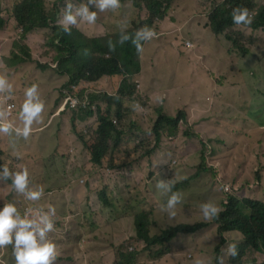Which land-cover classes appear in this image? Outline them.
I'll use <instances>...</instances> for the list:
<instances>
[{
  "label": "rangeland",
  "instance_id": "obj_1",
  "mask_svg": "<svg viewBox=\"0 0 264 264\" xmlns=\"http://www.w3.org/2000/svg\"><path fill=\"white\" fill-rule=\"evenodd\" d=\"M19 1L0 0V17L3 15L7 20L8 16L12 17L10 10ZM210 2L211 0H169L168 15L161 21V24H163L160 31L153 30L155 35L148 41L140 40V50H137V45L133 43L136 33L126 31L132 24L134 25L139 17L145 18L140 7V0H131V4L128 2L123 5L119 3L117 8L106 9L103 12L95 9L94 5H90V11L94 9L97 12L95 22L88 23L78 20L74 25L88 24L95 36H101V41H98L99 44L110 43L105 36L115 37L116 41L119 40L120 42L121 35L126 34L129 37V44L126 43L128 40L123 43L120 42L122 46L121 61L128 70H132L135 64L138 65L139 70L135 74L140 79L143 90L151 93L149 106L154 111L164 113L166 116H175L179 110L184 111L186 125L195 129L198 133L196 139L183 135L176 139L164 136L161 148L154 155L155 151L144 150L145 147L140 142L147 137L145 126H135L133 131L131 130V134L128 135L130 125L133 123L128 114L122 112L124 118L121 122L115 118L113 119L115 125H120L127 132L121 138L118 148L122 149L124 147V150L131 151L130 157L134 158H137L144 150L146 153L144 170L146 172L151 169L148 166L149 162L154 160L156 174L152 179L164 178L171 184H176L182 191L179 202L172 208L166 207L160 211L155 210L151 224L152 231L156 233L177 224L193 225L199 223L202 225V228L191 234L177 235L167 256L156 263L149 261L146 264H213L217 246H219L220 258H223L224 263L230 253L228 251L230 243L220 242V237L217 234L218 219L216 215L222 209L221 203L225 202L229 195L234 197L261 195L260 199L264 200V106L256 111L252 117L248 115L253 107H257V105L264 102V80L259 79L253 67L254 60L257 57L252 54L245 58H237L239 56L233 54L239 73H230V63L226 61L221 64L220 60L222 58L215 51L217 46V50L225 56L224 46L227 44L226 41L222 38L223 46H219L218 37L212 36L207 29L191 22L192 8L206 7ZM84 3H87V0ZM255 4L257 6L264 5V0H255ZM196 11L194 10L195 18L203 19V15L196 13ZM172 25L176 26L175 30L165 33V31L171 30ZM91 33L85 34L86 37H92ZM20 34V29L15 30L12 24L4 25L0 22V77L5 78L7 83L11 85L10 89H4L6 103L0 101V113H3V117H0L1 122L14 118L22 112V106L26 100V90L32 85L36 86L39 100L44 107V110L39 114V118L42 117L41 115H45L46 112L48 113L49 110L54 113L53 116L58 115V113H55V104L60 101L62 92L67 88L66 76H59L56 73L57 67L53 61L55 52L45 46L49 36L48 29L34 30L22 42H18ZM183 37L189 38L191 48H187L189 46L186 43L187 47L184 45ZM26 55L32 60L29 73L21 70L14 71L16 69L9 70L13 64L19 62ZM261 59L263 60L262 56ZM38 62L42 65H39ZM207 68L212 73L213 78L217 79L220 84L216 91L214 81L210 79ZM36 69L41 74L37 73ZM216 71L220 72L217 78H215ZM122 79L123 76L114 77L115 88L109 89V91H114L111 96L122 91L120 88ZM128 83L133 85L131 81H128ZM74 86H76V90L73 91V94L78 98H83L84 94L87 96L93 91L99 92L102 96L106 94L101 90H97L100 84L95 88L89 82L82 80ZM100 87H104V85ZM8 90H11V92L8 93ZM221 90L231 92V100L228 104H226L224 95H222V99L216 95ZM247 95L249 97H246ZM15 97L18 99L17 102L14 101ZM7 105H10V110H6ZM3 106H5L4 111ZM122 109L125 111L123 107ZM133 110L134 108L130 113ZM68 112L64 113L63 116H56L57 118L51 125L53 132L60 130L62 135L66 131L71 134L69 141L66 142L67 145H64L56 155L70 154L71 161V158H77V155L70 149H68V153L67 147L71 146L76 151L81 148L80 164L68 168L65 166L66 162H58L53 156L50 158L46 154L45 156H38L41 163L39 168L32 171L31 181H34L33 188L36 191L42 190V195L38 198L41 200L40 213L48 212L49 209H54L55 212L56 210L61 212L70 209L77 211L80 199L76 191H79L82 187L76 186L74 182L82 185L86 193L91 194V200L89 205L85 206V212L79 213L84 220V217H87L91 210L102 208V200L107 194L111 193L119 201L120 193L117 190L112 191V189H109L108 184L105 182L109 175L108 170L111 173L113 172L110 155H106L102 159V166L97 175L90 176L88 174L90 167L88 156H86L84 147L74 135L71 121L72 113L68 115ZM134 113L142 115L144 112L143 110H136ZM236 114L240 119L236 123V127L241 131L237 140L232 134H227L225 124L229 117L233 122L232 116ZM93 120L92 116L89 122L93 124ZM22 124L23 118L17 119L16 125L22 126ZM152 124L153 122L149 126ZM49 125L48 121L34 120L29 133L31 141L37 142L33 137L35 135L34 131L39 133ZM74 125L77 131L84 129L78 121ZM23 128L24 126L21 127V129ZM85 132L90 134L87 129ZM7 133V135H3L1 132V136L6 139L7 147L5 151L16 142L19 136H22L11 130ZM228 136L232 138L228 139ZM258 138L260 140L257 141ZM124 142L129 143L130 146H124ZM151 143L154 144V140ZM3 146L5 145H1L0 148ZM200 146H203L205 154L203 164L198 163ZM167 149L170 151L166 157ZM180 151L181 153L176 156ZM170 155L172 156L170 157ZM126 159L130 160V158ZM6 161L8 160L6 159ZM163 164L165 167H163ZM198 165H201V168H198ZM158 167L160 168L158 169ZM64 169H69V172L66 173ZM199 170L201 171L199 172ZM255 172L260 174L261 181H256ZM40 175L43 185L38 184L36 181ZM144 175L142 173L134 182L131 181L126 186L135 187L136 181H139V184ZM93 177L98 178V186L96 187L92 186L90 182ZM186 179L187 183L183 184ZM71 183L75 185L74 191L69 189L68 185ZM54 184L59 185L57 187ZM148 185L150 186L151 183H148ZM223 185H228L229 191L225 192L222 188ZM65 186H68L66 190L57 192L56 188L60 189ZM144 189L145 186L139 189V195H145ZM44 190H50L51 193L45 196L43 193L48 191ZM163 193H165V197L169 198L172 193L176 192L169 193L163 189ZM149 194L146 195L147 203L156 205L157 203L150 199ZM0 199H3V196L0 195ZM157 200L162 201L161 194ZM118 201L114 204L115 207ZM9 203L13 202L10 200ZM204 204L214 205L217 211L205 217L202 210ZM17 210L20 214L22 212L29 213L31 208L22 203L18 205ZM52 219L54 227L59 225L55 215ZM96 221H100V218H95L92 222L95 223ZM115 231L117 236H114L113 242L116 245L124 242L128 243L126 245L128 251H132V247L139 248V243L123 237L121 227L116 226ZM223 237L227 240L233 238L229 234H223ZM47 238L55 242L83 243L80 231L72 224L65 229H53L47 233ZM100 240L101 238H99ZM99 241H93L90 248H94ZM3 247L0 246V250ZM129 247L131 250H129ZM97 251L98 247L92 249L90 256L97 257ZM104 253L106 257L103 262L109 264L112 261L110 249L105 248ZM246 258L256 263L263 262L262 255L252 251L246 255ZM93 261L95 264H100L95 259ZM54 263L58 264L57 261ZM0 264H17L13 246H7L2 250Z\"/></svg>",
  "mask_w": 264,
  "mask_h": 264
},
{
  "label": "trees",
  "instance_id": "obj_2",
  "mask_svg": "<svg viewBox=\"0 0 264 264\" xmlns=\"http://www.w3.org/2000/svg\"><path fill=\"white\" fill-rule=\"evenodd\" d=\"M84 1L71 0L76 6H79ZM168 1L140 0V7L144 12L145 18L139 17L134 25L132 24L126 31L128 33H137L138 30L145 27L160 31L161 21L165 18L169 7ZM67 2L68 0H20L10 10L12 17L8 16L7 20L1 15L0 22L4 25L12 24L15 30L20 29L21 34L18 42H22L34 30L48 29L49 36L45 42V46L55 52L53 61L57 67L56 73L59 76H66V87L71 84L76 85L82 80L96 87L106 77L123 76L120 82L122 91L117 92L114 96H108L107 94L102 96L97 91H93L87 95L88 102L94 104L93 112L91 110L84 112H78L81 110L69 111L72 113V129L88 156V165L90 166L88 174L90 176L98 174L102 166V159L106 155H110L112 167L119 170L130 167V169L142 172L145 175L142 181L135 187L121 186V189H118L120 193L119 201L111 193L107 194L102 200V208L91 210L90 214L84 217V220L75 210L70 209L69 211L61 212L56 210L55 216L59 221V225L53 229L58 230L62 228L61 218L59 217L68 218L65 224L75 223L78 225L83 243L51 241L47 238V234L46 238L52 243H56L55 261L58 264H95L93 259L100 264H107L103 262V259L106 257L104 253L105 248H109L112 255V261L109 264H146L149 261L156 263L167 256L172 242L177 235L191 234L202 228V225L199 223L193 225L177 224L156 233L152 231L153 214L157 209L160 211L166 208L165 205L168 198L163 193L164 188L158 187L159 181H166L169 193L176 192L180 194L182 191L176 184H171L164 178L152 179L156 174L154 160L149 162L148 166L151 169L146 172L144 170V166L146 165V153L144 150L155 151V155L162 146L164 136L176 139L180 135H183L196 139L198 133L195 129L186 125V114L184 111L179 110L175 116H166L164 113L156 111V119L153 121V124L145 129L147 137L140 141L145 147L142 154L134 158L130 157L131 151L118 148V144L122 140L121 138L127 132L120 125H115L113 119L115 118L121 122L124 118L122 107L124 109L127 108V111H129V106L134 99L138 101V104L144 103L141 90L135 89L133 85L128 83L129 79L133 80L136 78L140 81L135 74L139 70L138 65L135 64L132 70L126 69L121 61L122 46L119 40L116 41L115 37L105 36L110 43L99 44L98 41H101V36H95L88 24L81 26L68 25L67 27L70 31H65V26L58 23V21L63 17ZM126 2L131 4V0H119V3L122 5ZM233 10L246 12L245 20L240 23L234 22ZM207 17L209 20V30L212 35L219 38L220 45L223 46L222 38L227 43L224 46L226 50L224 57L230 63L229 72L239 73L233 58L234 55L239 56L237 58H245L249 54H252L257 57L254 60L253 67L259 79L264 80V5L257 6L255 0H214ZM89 33L92 34V37H86L85 34ZM126 43L129 44V40ZM105 54H108V56H104ZM30 61L32 60L26 55L19 60V63ZM39 65L42 64L39 63ZM124 91H126L125 94ZM230 94L231 92L229 91L221 90L216 95L220 96L221 99L222 95H224L226 97V104H228L231 100ZM246 97L249 96L247 95ZM262 106H264V102L261 105H257V107H253L248 115L252 117ZM55 107V113H59V110H61L60 114L63 115L69 110L68 106L64 104L62 96H60V101L55 104ZM49 112L41 116L53 117L54 113ZM92 116L94 118L93 124L79 131L76 130L74 123L77 120L87 122ZM232 120L233 122H231L229 117L225 122L226 130L227 134H232L237 140L241 131L237 129L236 123L240 119L236 114L232 116ZM135 126L137 125L133 123L130 125L128 135L131 134ZM86 129L90 131V134L84 133ZM231 138L228 136V139ZM152 140H154V144L151 143ZM58 151V149L54 150L48 158L53 156L58 162L70 161V154L56 155ZM169 151V149L166 150V157L169 155ZM67 152L69 153L68 148ZM180 153L181 151L176 156ZM199 155L198 163L203 164L205 162L203 146H200ZM2 156L3 151L0 148V159ZM125 158H130V160H125ZM139 164L142 166H138ZM39 165L40 163H37L29 167V169L34 171L39 168ZM163 167H165L164 164ZM197 167L201 168V165ZM254 175L256 181H261L262 178L258 172H255ZM29 181L30 186L28 188L36 191L33 188L34 181H31V176H29ZM6 183L11 186V179L6 181ZM148 183H151V185L149 186ZM185 183H187V179L183 181V184ZM143 186H145V195H139V189H142ZM6 190L8 191V188ZM11 194L6 196L7 200L12 198ZM148 194L150 199L157 203L156 205L147 203L146 195ZM160 194L162 196L161 202L157 200ZM10 196L11 198H9ZM261 197V195L247 197L229 195L225 202L221 203L222 209L216 215L218 219L217 234L220 237V242L235 244L236 246V255L232 256L229 253L223 264H264V200L260 199ZM117 201L118 203L115 207L114 204ZM12 202L16 208L22 203L31 208L29 213L22 212V216L28 215L29 218H32L33 216L42 214L39 212V208L41 207L40 199L30 200L24 198L23 201ZM98 217L100 221L93 223V219ZM116 226L122 228V234L125 239L134 240L139 243V248L132 247V251H128L126 248L128 243L124 242L116 245L113 242L114 236H117L115 231ZM223 234H229L233 238L227 240L223 237ZM99 238H101L100 241ZM93 241H99L94 246V248L98 247L97 257L90 256L91 250L94 249L90 248ZM7 246L13 245L8 244ZM129 250H131L130 247ZM215 250L213 264H221L219 246ZM250 251L260 253L263 262L256 263L248 260L246 255Z\"/></svg>",
  "mask_w": 264,
  "mask_h": 264
},
{
  "label": "clouds",
  "instance_id": "obj_3",
  "mask_svg": "<svg viewBox=\"0 0 264 264\" xmlns=\"http://www.w3.org/2000/svg\"><path fill=\"white\" fill-rule=\"evenodd\" d=\"M90 5H94L95 9L103 12L106 9H115L119 6V0H87V3L81 2L79 6L74 5L71 0H68L66 7L64 8L63 17L58 23L63 24L65 31H70L68 25H75L78 20L86 21L88 23H94L96 20L97 12L90 11ZM246 12H239V10H233L234 22L240 23L245 20ZM208 18V17H207ZM209 20L207 21V28L209 29ZM155 35L154 31L150 28H143L137 31L133 43L137 45V50H140V40H148ZM129 37L126 34H122L120 42L128 40ZM186 41L184 45L186 46ZM187 47V46H186ZM187 47V48H191ZM104 56H108L105 54ZM108 79H112L106 77ZM131 81L135 87L136 83ZM121 82V81H120ZM71 84L70 86H74ZM67 87V88H68ZM10 89L11 85L7 83V80L0 77V90ZM104 92L111 96L114 91L103 89ZM126 91H124V94ZM26 100L22 106V118L24 121L23 130L17 129V133L27 137L30 131V125L33 120H38L39 114L42 111L43 104L39 100L37 94V88L32 85L26 90ZM83 96H86L85 94ZM10 105L6 106L9 107ZM11 109V107H10ZM9 109V110H10ZM72 111V110H68ZM93 112V111H92ZM9 125H0V132H9ZM85 132V130H84ZM111 171L109 170V174ZM11 179L12 188L23 194L27 199L36 200L42 195V190L33 191L28 188L30 183L27 169H22L18 172H12L6 165H0V180ZM228 187L223 185L222 188ZM158 187L164 188L168 191L166 181H159ZM225 191V190H224ZM225 191V192H226ZM180 194L172 193L168 198L165 207L172 208L177 202H179ZM203 214L205 217L209 216L210 213H215L217 208L212 204H204L202 206ZM55 215L54 209H49L48 212L33 216L29 218L28 215H21L17 210L16 206L12 203L4 204L0 208V246L12 244L15 250V257L17 264H54L56 259V246L54 243L46 238V234L53 230L54 221L52 217ZM61 222V221H60ZM228 251L232 256L236 255L235 244L228 246ZM221 264H223V258Z\"/></svg>",
  "mask_w": 264,
  "mask_h": 264
},
{
  "label": "crops",
  "instance_id": "obj_4",
  "mask_svg": "<svg viewBox=\"0 0 264 264\" xmlns=\"http://www.w3.org/2000/svg\"><path fill=\"white\" fill-rule=\"evenodd\" d=\"M207 1V0H206ZM214 0H211V2L209 4H207L206 7H200L199 9H194V7L192 8L193 13L191 14V22L193 24H197L199 27L205 28L207 29V31L212 35V33L210 32V30L207 28V21H208V14L210 13V7L212 6V2ZM194 10H197L196 13H201V15H203V19L201 18H195V14H194ZM168 13L166 14L165 17H167ZM163 24V23H162ZM175 25L171 26V30L170 31H165V33L168 32H173L175 30ZM28 36V35H27ZM213 36V35H212ZM189 38H185L183 37V41L188 40ZM186 42H189L191 45V41L188 40ZM219 46L220 45L219 41H218ZM192 46V45H191ZM9 51V49H8ZM222 58V60H220L221 64H224L226 62L225 57L217 50V46H216V50H215ZM225 55H226V50H225ZM210 62L212 61L211 59L209 60ZM32 62V61H30ZM30 62H16L15 64H13V66L11 68H9V70H14V71H19L21 70L22 72L25 73H29L30 69H31V63ZM208 72H209V76L210 79L214 81V85L215 87H220V84L217 82V79H214L212 76V73L209 71V69L207 68ZM36 72H38V70L36 69ZM215 78H217V76L220 74V72L216 71L215 72ZM41 74V73H39ZM133 82L136 83L135 85V89L141 90V96H142V100H144V103L142 104H138V101L136 99H134L130 106H129V111H127V108H125L123 111V113L128 114V116L132 119L133 124L134 125H142L145 126V129H147L150 125L151 122H153L156 119V111H154L150 106H149V96L151 95V93L146 92L145 90H143L142 85L140 83V81L138 79H133ZM100 86L104 85V87H98V85L96 87L97 90H101L104 92L103 89L109 90V89H114L115 88V80L114 77L112 79H102L100 81ZM95 87V88H96ZM11 90H8V93H10ZM11 95H13L11 93ZM0 101H4L6 103V99H5V90H1L0 92ZM15 102L18 101L17 97H15L14 99ZM13 105V104H12ZM5 106H3V111H4ZM44 108V107H43ZM134 108L133 112L130 113V110L132 111V109ZM136 110H143V114L142 115H136L134 113V111ZM50 111V110H49ZM48 111V112H49ZM22 113V112H21ZM21 113H18V115L14 118H10L8 120H6L5 122H1L0 120V125H9L10 126V130L13 132L17 133V129L23 130L21 129L22 126H24V121L22 126L16 125V121L19 118H22ZM61 110H59L58 115H55L53 117H46V116H42L41 118H38V120L40 121H48V123H50L49 126H47L43 131L37 133V131H34V129H32L35 133V135L33 136L37 142H34L33 140L31 141V136L28 134L27 137L19 136L16 140V142H14L12 145L14 146L13 148L11 146H9L8 150L5 151L7 145H6V139L4 137L1 136V132H0V146L1 145H5L1 148V150L3 151V156L0 159V163L1 165H6L10 171L12 172H18L20 169H27L28 171V175L33 177V173L32 170L29 169V167L37 164V163H41L39 162L38 156H45V154L49 157L52 152L54 151V149H58V150H62V147L64 145H67V141H69L71 134L68 133L67 131L65 133H61V131H52L51 129V125L52 123L55 121V118H57L56 116H63V114H60ZM70 112H68L69 115ZM66 115V116H68ZM0 117H3V113H0ZM82 126V128H85L86 126H90L92 123H90L89 121L84 122V121H80L77 120ZM34 122V120H33ZM33 122L32 124L29 126L30 129L33 127ZM31 131H29L30 133ZM3 135H7L8 133L2 132ZM124 146H130L129 143L124 142L123 144ZM81 146V145H80ZM83 147V146H82ZM68 149H70V151H72L73 153H75L77 155V158H71V161H68V163H65V166L70 168V166H78L80 164V159H79V155L80 153H82L80 151V149L78 151L74 150L71 146L67 147ZM124 149V147L122 148ZM86 153V151H85ZM84 156V155H83ZM87 156V155H86ZM6 158L8 161H6V159L2 160V158ZM138 166H142L141 164H139ZM146 166V165H145ZM144 166V167H145ZM137 167V166H136ZM66 170L65 172L68 173L69 169H64ZM113 172L110 173L107 177V179L105 180L106 184H108L109 189H112V191H118V189H121V186H125L128 183H130L131 181L134 182V180L137 177H140L142 175V172L139 171H135L129 168L127 169H117L115 167H113ZM9 180V179H8ZM8 180H0V190H2V192H0V195L3 196V199H0V208L3 207L4 204H7L10 202V200L12 201H23L24 198H26L23 194L16 192L12 186L8 185V183H6V181ZM37 183L43 185V180L41 178V175L37 178ZM90 182L92 183V186L96 187L98 186V178L93 177ZM139 181H136V186L138 185ZM74 184L76 186H80L82 187V189H80L79 191H76V194L78 195L79 199H80V205H79V209L76 211L78 214L81 212H85V206L89 205V202L91 200V194L90 193H86L85 188L82 185H78L76 182H74ZM59 184H54V186L58 187ZM69 184L68 186L70 187L69 189L71 191H74V186ZM30 185H28L29 187ZM68 186L62 187L60 189H57V192H63V190H66ZM53 187V186H52ZM139 187V186H138ZM8 188V191L6 190ZM44 191H48L47 193H43V195L47 196L48 194L51 193L50 190H44ZM10 193L12 198L10 200L6 199V196L9 195ZM61 218V229H65L68 227V225L70 224H65V222L67 221L68 218H63V217H59ZM72 225H75L76 228L79 230L78 225L75 223H71ZM65 227V228H64ZM7 247V245H5L1 250L0 253H2V250Z\"/></svg>",
  "mask_w": 264,
  "mask_h": 264
},
{
  "label": "built area",
  "instance_id": "obj_5",
  "mask_svg": "<svg viewBox=\"0 0 264 264\" xmlns=\"http://www.w3.org/2000/svg\"><path fill=\"white\" fill-rule=\"evenodd\" d=\"M186 44L190 47V43L186 42ZM76 90V86H70L68 88H65V90L62 92L61 96L63 98L64 104L68 106L70 110H94V104H90L87 100V96H83V98H78L76 95L73 94V91ZM7 109H10V106L7 107ZM109 172V170H108ZM224 190H228V187H224Z\"/></svg>",
  "mask_w": 264,
  "mask_h": 264
}]
</instances>
